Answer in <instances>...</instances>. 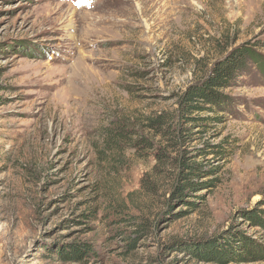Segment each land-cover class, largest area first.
<instances>
[{
	"label": "rangeland",
	"instance_id": "obj_1",
	"mask_svg": "<svg viewBox=\"0 0 264 264\" xmlns=\"http://www.w3.org/2000/svg\"><path fill=\"white\" fill-rule=\"evenodd\" d=\"M249 46L191 114L217 119L183 118ZM262 65L264 0H0V264H264Z\"/></svg>",
	"mask_w": 264,
	"mask_h": 264
},
{
	"label": "trees",
	"instance_id": "obj_2",
	"mask_svg": "<svg viewBox=\"0 0 264 264\" xmlns=\"http://www.w3.org/2000/svg\"><path fill=\"white\" fill-rule=\"evenodd\" d=\"M258 62L259 58L253 46L236 48L223 57V59L217 60L210 69L207 78L199 81L197 84L191 85L181 97L180 112L182 117L188 118L189 120H202L204 118L211 120L214 118L217 119V117H193L191 114L213 111V108H224L230 104L229 100L223 97L221 91L235 86L240 77L248 73L249 64ZM262 67L264 66L262 65ZM118 133L119 132H114L113 134L122 136ZM182 164V171L179 173V177L182 181H185V183L177 186L176 193L182 194L187 191L186 187H190L189 193L192 194L197 182L189 179L190 174L198 176L201 172L206 171H203L200 164L189 163L187 160H183ZM256 217L257 216H255V218ZM259 220L264 224L262 218H259ZM68 252V255L72 258H78L79 260L90 255L88 245L85 243L72 244ZM70 253H74L75 256L73 257ZM62 254L65 256L66 252Z\"/></svg>",
	"mask_w": 264,
	"mask_h": 264
},
{
	"label": "snow or ice",
	"instance_id": "obj_3",
	"mask_svg": "<svg viewBox=\"0 0 264 264\" xmlns=\"http://www.w3.org/2000/svg\"><path fill=\"white\" fill-rule=\"evenodd\" d=\"M86 0H76L77 6H80L81 3H85Z\"/></svg>",
	"mask_w": 264,
	"mask_h": 264
}]
</instances>
